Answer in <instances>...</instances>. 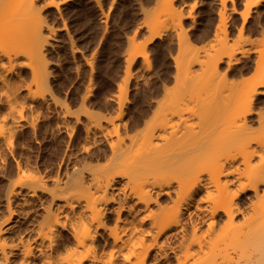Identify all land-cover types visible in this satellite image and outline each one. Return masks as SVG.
Returning a JSON list of instances; mask_svg holds the SVG:
<instances>
[{"label": "bare ground", "instance_id": "1", "mask_svg": "<svg viewBox=\"0 0 264 264\" xmlns=\"http://www.w3.org/2000/svg\"><path fill=\"white\" fill-rule=\"evenodd\" d=\"M176 1L155 4L183 34L180 90L136 132L142 114L125 120L121 102L100 116L85 105L91 89L75 108L53 91L47 52L79 51L68 28L54 37L66 21L49 25L37 0H0V264H232L230 249L264 264V0H197L208 6L199 24ZM72 3L97 14L104 0L46 5ZM166 21L151 20L152 38ZM129 45L128 68L146 57L134 36ZM41 117L66 134L54 173L22 152L19 136L38 140ZM78 124L91 145L72 155Z\"/></svg>", "mask_w": 264, "mask_h": 264}, {"label": "rangeland", "instance_id": "2", "mask_svg": "<svg viewBox=\"0 0 264 264\" xmlns=\"http://www.w3.org/2000/svg\"><path fill=\"white\" fill-rule=\"evenodd\" d=\"M47 1L37 0L47 23L55 29L64 21L67 23L66 30L56 29L54 37L66 38L69 31L74 47L79 50L72 55L68 45H59L47 52V59L56 63L50 66L55 94L75 108L82 95L91 89L85 105L95 114L113 116L121 102L126 108L125 120L131 115H136L137 119L142 114L135 131H143L157 119L167 98L180 90L175 68L176 61L183 55L179 46V40L183 37L180 28L171 19H165L164 11L155 4V0H104L103 9L98 10L97 14V11L75 3L65 7L61 14L54 13V6L46 5ZM184 4V9L193 11L199 24L208 6L197 0H177L175 7L179 10ZM157 15L161 20H168L164 25L166 36L163 38L151 36V20ZM133 36L145 49L146 57H136L128 68L127 57L131 50L129 42ZM236 36L229 38L228 43H234ZM212 43L209 39L195 41L194 47L202 49L204 46L210 47ZM250 74L251 72H247L241 77ZM139 109L142 110L139 112ZM38 123V140L27 131L19 136L20 140L25 141L22 152L30 157L34 171L54 173L52 169L57 168L65 147L66 134L52 132L50 124L54 123V119L41 117ZM90 139L86 136L83 125H76L70 147L72 155H79L82 146L91 145ZM87 162L97 163L90 158H87ZM101 162L103 160L99 163ZM3 186L4 182L0 184V189ZM3 210L0 202V216L5 212ZM230 251L229 256L234 259L230 258L234 261H231L232 264H244L245 260L238 258L234 249Z\"/></svg>", "mask_w": 264, "mask_h": 264}]
</instances>
